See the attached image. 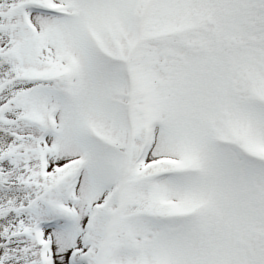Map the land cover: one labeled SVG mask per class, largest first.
I'll return each mask as SVG.
<instances>
[{
	"label": "snow or ice",
	"instance_id": "1",
	"mask_svg": "<svg viewBox=\"0 0 264 264\" xmlns=\"http://www.w3.org/2000/svg\"><path fill=\"white\" fill-rule=\"evenodd\" d=\"M0 264H264V0H0Z\"/></svg>",
	"mask_w": 264,
	"mask_h": 264
}]
</instances>
